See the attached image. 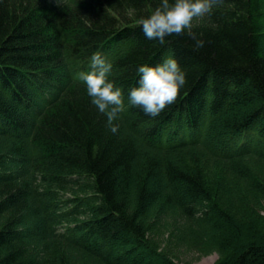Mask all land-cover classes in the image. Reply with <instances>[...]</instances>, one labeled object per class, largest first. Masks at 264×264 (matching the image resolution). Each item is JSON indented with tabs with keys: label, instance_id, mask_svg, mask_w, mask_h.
Returning <instances> with one entry per match:
<instances>
[{
	"label": "trees",
	"instance_id": "1",
	"mask_svg": "<svg viewBox=\"0 0 264 264\" xmlns=\"http://www.w3.org/2000/svg\"><path fill=\"white\" fill-rule=\"evenodd\" d=\"M156 3L0 0V264H175L149 236L150 220L173 212L215 264H264V214L238 183L228 210L192 152L264 197L240 166L264 162V0H217L193 28L199 49L187 33L144 36ZM96 50L125 92L116 133L75 76ZM171 52L187 83L147 116L127 104L137 66Z\"/></svg>",
	"mask_w": 264,
	"mask_h": 264
},
{
	"label": "clouds",
	"instance_id": "2",
	"mask_svg": "<svg viewBox=\"0 0 264 264\" xmlns=\"http://www.w3.org/2000/svg\"><path fill=\"white\" fill-rule=\"evenodd\" d=\"M217 0H157L148 14L140 17L145 37L167 43L173 34L187 33L193 37L195 47L202 48L206 41L193 31L196 17L211 15ZM90 70L75 74L83 82L90 102L107 117L111 132L120 128V114L125 110V92L112 79L114 64L101 50L90 57ZM138 82L127 93V104L139 108L145 115L158 117L174 104L181 89L187 83V72L174 52L159 63H143L137 66Z\"/></svg>",
	"mask_w": 264,
	"mask_h": 264
},
{
	"label": "rangeland",
	"instance_id": "3",
	"mask_svg": "<svg viewBox=\"0 0 264 264\" xmlns=\"http://www.w3.org/2000/svg\"><path fill=\"white\" fill-rule=\"evenodd\" d=\"M207 21V16L196 17L193 20V28L205 25ZM210 140L212 139L210 138ZM192 152L199 155L200 167L204 174L206 187L214 195H218L217 199L220 203L225 206L226 204L231 206L227 208L228 210L235 209L231 190L233 185L237 186L238 183L239 188L244 191V196L248 195L246 198H248L252 208L258 213L264 214V197L261 193L256 192L255 194H250L252 196L249 197L248 189L242 186L243 181L228 172L227 164L217 158L208 157L199 149L192 150ZM240 166L248 171L250 177L254 176L264 186V162L253 157H246L240 162ZM149 226V236L152 242L158 249L168 254V257L175 264H215L218 260V256L214 251H203L196 239L190 237V232L186 229L189 226L185 225L184 218L180 213H169L161 219L153 217L149 222ZM189 229L193 232L196 231L193 227Z\"/></svg>",
	"mask_w": 264,
	"mask_h": 264
}]
</instances>
